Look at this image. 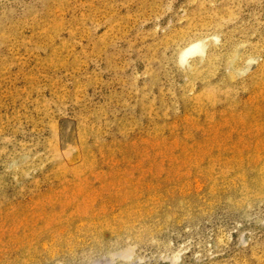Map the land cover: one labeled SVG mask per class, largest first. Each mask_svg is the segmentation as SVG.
<instances>
[{
  "label": "rangeland",
  "instance_id": "obj_1",
  "mask_svg": "<svg viewBox=\"0 0 264 264\" xmlns=\"http://www.w3.org/2000/svg\"><path fill=\"white\" fill-rule=\"evenodd\" d=\"M0 264H264V0H0Z\"/></svg>",
  "mask_w": 264,
  "mask_h": 264
},
{
  "label": "bare ground",
  "instance_id": "obj_2",
  "mask_svg": "<svg viewBox=\"0 0 264 264\" xmlns=\"http://www.w3.org/2000/svg\"><path fill=\"white\" fill-rule=\"evenodd\" d=\"M198 49H200V46H195V47L191 48V51H195V50H198Z\"/></svg>",
  "mask_w": 264,
  "mask_h": 264
}]
</instances>
